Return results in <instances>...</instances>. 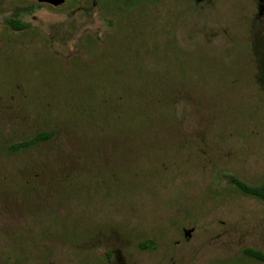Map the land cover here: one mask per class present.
Masks as SVG:
<instances>
[{
	"label": "rangeland",
	"instance_id": "1",
	"mask_svg": "<svg viewBox=\"0 0 264 264\" xmlns=\"http://www.w3.org/2000/svg\"><path fill=\"white\" fill-rule=\"evenodd\" d=\"M261 52L264 0H0V264H264Z\"/></svg>",
	"mask_w": 264,
	"mask_h": 264
},
{
	"label": "trees",
	"instance_id": "2",
	"mask_svg": "<svg viewBox=\"0 0 264 264\" xmlns=\"http://www.w3.org/2000/svg\"><path fill=\"white\" fill-rule=\"evenodd\" d=\"M259 57H255L257 58H263L264 59V53H259L258 54ZM255 56V54H254ZM260 69L264 70V65L262 67H260ZM259 74L260 71L259 69L256 71L255 75L256 78H259ZM43 138H47V135L43 134V133H36L34 134L32 137L23 140V141H19L13 144L9 145V149L12 150H17L21 147H26L29 146L35 142H37L40 139ZM229 183L240 193L245 194V195H249V196H253L256 199H259L261 201L264 202V182L257 184V185H250L245 183L244 181L238 179L237 177L233 176V175H229ZM243 254L246 255L247 257L253 258L255 260L261 261L264 263V253L256 250V249H250V248H245L243 249Z\"/></svg>",
	"mask_w": 264,
	"mask_h": 264
},
{
	"label": "water",
	"instance_id": "3",
	"mask_svg": "<svg viewBox=\"0 0 264 264\" xmlns=\"http://www.w3.org/2000/svg\"><path fill=\"white\" fill-rule=\"evenodd\" d=\"M33 1H35L37 3H41V4H46V5H49L52 7H57V6L62 5L65 0H33ZM184 233L186 236L189 235L188 231H185Z\"/></svg>",
	"mask_w": 264,
	"mask_h": 264
}]
</instances>
